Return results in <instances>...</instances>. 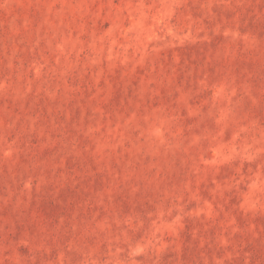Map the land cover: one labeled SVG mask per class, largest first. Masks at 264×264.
<instances>
[{"label": "rangeland", "instance_id": "obj_1", "mask_svg": "<svg viewBox=\"0 0 264 264\" xmlns=\"http://www.w3.org/2000/svg\"><path fill=\"white\" fill-rule=\"evenodd\" d=\"M0 264H264V0H0Z\"/></svg>", "mask_w": 264, "mask_h": 264}]
</instances>
